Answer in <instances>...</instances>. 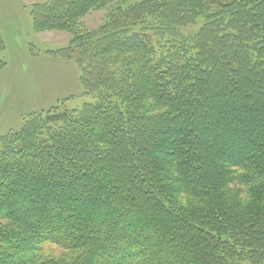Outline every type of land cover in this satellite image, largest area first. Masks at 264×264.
<instances>
[{
    "label": "trees",
    "instance_id": "obj_1",
    "mask_svg": "<svg viewBox=\"0 0 264 264\" xmlns=\"http://www.w3.org/2000/svg\"><path fill=\"white\" fill-rule=\"evenodd\" d=\"M114 2L33 10L98 100L2 143L0 264H264V0H137L82 29Z\"/></svg>",
    "mask_w": 264,
    "mask_h": 264
},
{
    "label": "rangeland",
    "instance_id": "obj_2",
    "mask_svg": "<svg viewBox=\"0 0 264 264\" xmlns=\"http://www.w3.org/2000/svg\"><path fill=\"white\" fill-rule=\"evenodd\" d=\"M48 1L0 0V35L5 42L1 56L6 63L0 69V147L19 134L32 118L41 121L54 108L80 110L98 100L97 95L85 93L79 64L81 51L68 49L75 39L73 33L35 29L33 10ZM135 1L115 0L107 10L89 12L80 21L82 29L99 33L113 11L120 12ZM203 23L204 19H200L182 30L187 35L194 34ZM66 50L69 57L62 54ZM45 251L50 255L65 254L55 247H46Z\"/></svg>",
    "mask_w": 264,
    "mask_h": 264
}]
</instances>
